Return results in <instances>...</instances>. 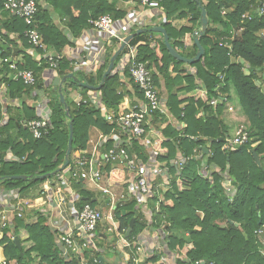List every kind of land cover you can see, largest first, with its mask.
I'll return each mask as SVG.
<instances>
[{
	"label": "trees",
	"instance_id": "16d2710c",
	"mask_svg": "<svg viewBox=\"0 0 264 264\" xmlns=\"http://www.w3.org/2000/svg\"><path fill=\"white\" fill-rule=\"evenodd\" d=\"M34 1L37 6L34 27L47 50L59 56L54 71L59 78L70 74L72 77L67 78L62 85L64 103H61L56 91L48 89L50 129L39 140L33 139L27 128L28 122L39 118L34 108L26 103L4 108L0 91V190L15 191L20 196L31 187L63 173L64 170L58 173L55 170L65 161L70 123L73 135L67 167L72 169L75 154L87 147L90 128L100 130L104 136L110 133L112 126L104 119L102 109L116 112L128 93L122 90L123 83L119 75L114 73L126 49L119 54L112 72L102 83L103 74L118 46L117 41L110 40L104 45L103 64L96 70V77L91 73L75 72L72 62L62 54L65 47L73 45L72 38H78L99 17L108 14L114 22L122 21L126 12L117 8L119 0ZM132 1L139 3V0ZM3 2L0 0V60L6 59L8 62L0 63V86L5 87L6 98L15 100L33 89L42 90L41 76L49 66L43 51L29 44L25 38L28 26L22 19L5 12ZM229 6L232 8L226 13L224 9ZM258 6L259 0L160 2L164 16L160 25L165 29L171 46L185 56L181 50L184 47L182 42L173 40H182L185 34L191 33L194 39H199L204 49L201 60L189 65L195 70L194 74L187 73L185 64L171 57L163 37L153 47L148 40L141 43L140 39L149 34L148 28L141 34L134 33L135 37L130 40L129 45L136 47L137 60L146 62L148 68L152 69L156 87L160 79L164 81L166 110L174 122L183 123L184 127L178 129L167 124L161 129L163 139L155 148L164 152L157 156V161L169 167V188L161 195L157 210L155 202L160 197L155 195L149 201L151 218H143L136 211V200L128 197L113 210L119 231L127 230L130 219H134L128 240L135 239L146 229L153 231L154 235L161 231L165 235L168 254L175 251L185 254L187 264L201 261L205 264H264L256 235V230L264 224V37L260 34L264 32V15H258ZM202 9L205 10L207 26L201 33ZM246 14L249 18H243ZM179 19L188 20L190 26L176 30L172 23ZM16 47L20 48L17 56H21L17 62L13 55ZM192 49L191 58L197 51L195 43ZM10 63H15L18 70L32 71L36 85L28 87L20 80H13ZM171 73H175L174 77ZM123 75L129 78L126 68ZM129 82L135 95L140 98L135 85L131 80ZM81 84L99 87V90L90 91L82 88ZM230 85L237 92L240 110L247 122L249 140L242 146L223 150L227 132L220 113L228 107ZM201 88L206 92L199 97L189 95L180 98L181 92L192 94ZM68 89L79 91L83 97L87 92L98 93L101 106L92 103L77 106L69 100ZM200 112L203 114L198 117ZM153 119L162 124L166 118L155 114ZM104 145L107 148L110 141ZM204 147H208V154L203 153ZM133 152L146 159L137 142H133L128 150L129 155ZM253 153L259 158V167ZM180 155L189 160L177 173L173 160ZM202 165L216 167L210 178H203L198 173ZM102 170L110 182L127 187L124 182L127 180L125 169L107 164ZM44 175L47 177L41 178ZM13 176H25V179H12ZM226 181L233 187L234 192L231 194L224 187ZM80 182L72 183L79 195L77 207L84 204L95 207L94 198H97V194L81 188ZM104 205L108 207L106 199ZM36 216V222L26 224L23 214L21 217L15 214L11 221L12 227L5 225L0 228V246L4 258L15 264H81L80 259L73 254L67 258L61 255L55 241L56 234L45 224L46 218L38 213ZM19 229L27 235L24 240L18 237ZM107 238L104 232L99 236L102 241ZM15 239L20 244V250ZM103 243L96 244L101 252L93 249L84 252L86 264H100L99 257L109 264L103 254H115L116 250L112 246L104 248ZM186 245H191V248L186 249ZM162 253H155L144 264H164ZM178 264L184 263L178 261Z\"/></svg>",
	"mask_w": 264,
	"mask_h": 264
},
{
	"label": "built area",
	"instance_id": "2783aa9c",
	"mask_svg": "<svg viewBox=\"0 0 264 264\" xmlns=\"http://www.w3.org/2000/svg\"><path fill=\"white\" fill-rule=\"evenodd\" d=\"M161 1L162 0H139V4L150 9H160ZM3 10L24 21V23L28 26V29L24 33L25 38L28 40L29 44L34 47H38L43 51V57L48 64L49 69L54 71L58 65L56 59H59V56L47 50L46 46L42 43L41 35L34 27V18L37 12L35 1L4 0ZM256 12L259 16L264 15V0H259V6ZM223 14L225 13L223 12ZM244 18H249L248 14ZM134 21L135 19H131V22ZM114 23L113 18L107 14L99 17L95 21H92L90 23V29L106 35L108 42L110 40L117 41L119 46L123 39L128 36L129 28L121 31L122 33L120 34L114 30ZM135 23L137 24L138 21H135ZM239 31H241V29ZM126 34L127 36H124ZM129 42L125 45L124 49L126 50L120 60L123 62L122 75L126 68L129 75L128 79L131 80L133 85H135L137 92L141 97L132 104L124 100V102H122V108H118L115 113L102 109L104 119L112 126L109 137L102 136V141H111V147L104 153L78 154L74 159L73 167L69 172V179L93 183L100 190L101 194L106 196L108 200L107 213H103L100 209H97L89 204L77 207V200L79 199V196L76 197L72 193L68 179L61 174L58 176L59 186L64 190H69V210L74 218L72 225L67 229L64 228L57 235L56 244L58 245L63 257L67 258L69 254H73L80 259L81 264H86L84 260V252L88 249L101 252V249L97 248L96 244L97 240H99V236L104 232L108 236L107 240H111V242L115 240V242L110 246L116 250L115 254H120L121 259L120 261H117V264H129V262H132L133 264H144L155 253L162 252L161 259L164 264H178V261L187 264L188 260L185 254L177 251L173 253L169 252L168 254V251L166 250L167 246L164 242L165 235L163 232L160 231L154 240L148 239L142 234L143 232L135 239L128 240V236H125L127 230L119 231L118 221H116L113 216V210L115 207L120 202H124L126 197H128V199L136 200L137 206H143L146 205L149 200L153 199L155 195L159 196L160 193L158 188L160 186H157L155 179L157 176H162V169L164 173L168 172L165 164L162 165L161 163L158 165L155 163L154 165H151V163H149L150 161L146 163L143 162L135 152L131 155L128 153V150L132 147L133 142L141 144L143 143L142 141H144V144H150L147 139L145 140V137L147 135L149 121L155 114L163 115L166 118H169L166 106L160 97L156 85L154 84L152 69L148 68L146 62H139L137 60L136 47L130 46ZM104 45L105 44L102 45V49L98 52V58H101V55H103L102 53H104ZM228 48L230 49V47ZM95 61L98 60H92V62ZM1 62L7 63L8 61L5 59L2 61L0 60V63ZM75 66L79 67V69L83 68L82 72H84L86 68L85 63L83 62H76ZM9 68L13 71V80H20L28 87H34L36 85V77L32 71L18 70L15 63H10ZM122 77H124V75ZM205 92V89L201 88L199 94L202 95ZM99 102V97L93 98L89 95L85 97L79 95L74 99V103L77 106L85 105L87 103H92L98 106ZM213 104H215V102ZM228 110L231 111L232 109L228 108ZM48 116L49 114L43 116L41 115L38 119L27 123L28 131L33 139L39 140L44 135L48 134L50 129ZM177 126L182 128L184 127V124L177 123ZM248 140L249 137L246 129L240 127L235 132L233 138H225V145L222 148L223 150H228L237 146H242L246 144ZM188 160L189 158L180 155L175 159V161H173V165L176 167L177 173L183 169V165ZM114 163H119L121 165L124 163L127 170V190L117 196L110 191L109 186L111 184L106 185V187L100 185L105 176V173L102 170L103 167L107 164ZM215 170L216 168L213 166L202 165L200 168V175L203 178H210L212 172ZM165 187L169 188L168 185H165ZM224 187L228 194L234 192L233 187L228 181L224 183ZM6 194L9 200H18L16 207H12L9 210H11L10 212H12L13 216L16 214L17 217H21V211L19 210L24 206H28V202L20 198V194L17 192L11 191L6 192ZM160 200L161 198L155 202L156 210ZM9 210L4 212L1 216V228L4 227L8 221L9 216H7V213ZM151 211L152 210L149 205L147 213V218L149 217L148 219L151 218ZM52 225L53 229L60 230V227H58L59 224H57L58 226L56 224ZM99 228H103V230L101 231ZM144 231L150 232L149 229ZM256 235L259 238L261 246L260 254L264 257V224L256 230ZM121 260L124 262H121ZM0 264L15 263L8 261L5 258H0ZM112 264L116 263L113 262ZM194 264L205 263L201 261Z\"/></svg>",
	"mask_w": 264,
	"mask_h": 264
},
{
	"label": "crops",
	"instance_id": "0c3cea01",
	"mask_svg": "<svg viewBox=\"0 0 264 264\" xmlns=\"http://www.w3.org/2000/svg\"><path fill=\"white\" fill-rule=\"evenodd\" d=\"M117 8H119L120 10H124L126 12L125 18L122 21H117L114 23V30L116 32H119L120 34L122 33L121 31L126 30V28H129L128 35H134V33L138 32L139 30H144L146 28H148V30H150V29L158 27V26L161 27L160 24L164 20V16H163L161 9H150L147 7H143L139 3L134 2L132 0H128V1L119 0L117 3ZM231 8L232 7H230V6L225 8L226 13L228 11H230ZM131 19H135V21H138V23L136 24L135 21L131 22ZM57 23H58V20L56 21V24ZM172 24L176 30H178L180 27L190 26V23L188 22V20H184V19L175 20ZM201 29H202V27L199 29V32H201ZM238 32H240V31H238ZM148 33L149 34H147L145 37H142L140 39V42L142 43L143 41L148 40L150 46H152V47L155 46L160 41L161 37H163L159 33H152V32H148ZM196 34H194V35H196ZM260 34L264 37V32H261ZM124 36H127V34ZM173 42H182L184 47L181 50L184 52V55H185L184 57L191 58V55H193L192 44L194 43V38H193V35L191 33L185 34L184 37L182 38V40L174 39ZM72 43H73V45L71 47L67 46L62 51V54L65 56V58L72 62V64H73V65H71L72 69L77 73H81L80 71H83V68H81L82 70L79 69V67L75 66V63L76 62H83L86 65V68L84 70V74L91 73L92 76L96 77V75H97L96 70L103 64L102 60H103V55L105 53L103 50V52H104V53H102L103 55H101V58L100 57L98 58V56H99L98 52L102 49L103 44L108 43L106 35H104L101 32H97L93 29L87 28L81 32V34L79 35L78 38H75V39L72 38ZM18 45H19V43H18ZM2 46L6 47V45H2ZM118 47L119 46H117L115 48V52L118 49ZM19 50H20V48H17V47L15 49H13V55L16 56V58H15L16 62L19 61V59L21 58V56H17V52ZM181 50L179 49V51H181ZM28 53L31 54L32 52L28 51ZM195 54H196V52H195ZM92 60H98V61L92 62ZM122 70H123V62L120 61V63L117 64V67L115 68L114 73H117L119 75V79L123 83L122 90L124 92H128L125 95L124 100L127 101L128 103L132 104L133 102H135L136 100H139L140 98L138 97V95H135L134 91L131 89V84L129 82V79L126 77H122L123 76ZM184 70H186V72L189 74H194V71H195L194 69H192L187 64L184 65ZM171 74H172L171 76L174 77L175 73H171ZM70 75H72V74H70ZM41 77H42V82H43V89L42 90L33 89L29 94H23L20 98H17L15 100H10V99L6 98V96H5L6 89L3 85H1L0 91H1V96H3L2 102L4 103V108L6 106L18 107L21 104L26 103L28 106L34 108V111L38 117L41 115L43 116V115L49 114V109L47 107V102L49 100L48 99V89L49 88L53 89L52 82H53L54 78H56L58 76L56 75L55 71L50 70L48 68V69H45L43 71ZM12 79H13V75H12ZM181 85H183V84H181ZM157 90L160 94V97L162 98V101L165 104L166 92H165V87H164V81L162 79H160V83H159V86H157ZM199 91H200V89H196V91L192 94L181 92L180 98L185 97V96H189V95H192V96L196 95L197 97H199L200 96ZM67 94H68L69 100H71L72 102H74V99L77 96H79V95L81 96L79 91L72 90V89H68ZM87 95L92 96L93 98L99 97L98 93H95V92H87L86 96ZM215 104H216V102H215ZM122 105L123 104L121 102L118 108L121 109ZM228 108H231L232 110L229 111ZM233 110L234 109L230 105H228V107L226 108L227 113L233 112ZM202 114L203 113L200 112L198 117H200ZM220 117H221V113H220ZM5 120L6 119L4 118V121ZM167 124L174 125L176 128L180 129L177 126V122H174V120L170 116V114H169V118H166L162 124L160 122L154 120L153 117L150 119L148 129H147V135L145 137V140L147 139V141L150 144L146 145V144H144V141H142L143 143L139 144V146L142 147L143 152L146 155V159L143 160L137 154L143 162L146 163V162L150 161L149 163H151V165H154L155 163L159 165L162 163V162L157 161V156L160 154H163L164 152L157 151L155 146L159 141H162L163 137L161 134V129L163 127H165ZM240 127L247 129V127L245 125L241 124L238 127H236V129L234 130V135H235V132ZM110 133H111V131H110ZM110 133L106 136L109 137ZM102 136H104V135L101 133L100 130L93 128V127L90 128V130H89V141L87 143V147L85 150L79 152L78 154H80V153L93 154V153H100V152L104 153L107 149H109L111 147V141H110V145L106 148V146L104 145L105 141L104 142L102 141ZM226 137L230 138L228 136V134ZM205 148H207V150H208V147H205ZM208 153H209V150H208ZM8 157H10V155ZM175 159L173 161H175ZM164 164L166 165V163L163 162L162 165H164ZM113 166H115L118 169H122V170L125 169L126 176H127V170L125 168L124 163L122 165L119 163H114ZM166 168L169 170L168 166H166ZM198 173L200 174V169H199ZM161 174H162L161 177L157 176L155 179L157 186H160L158 188V191L160 193V195H159L160 198H161V195L168 189L165 187V185H168V181H169V172L164 173L163 169H162ZM150 177H151V175H150ZM126 181H124V182L126 183ZM108 184H111L109 186L110 191L113 192L116 196L121 195V193H123L127 190V187L123 186V184H114V183L110 182L108 180V178L106 177V174H105L100 185L106 187V185H108ZM32 188H33V190H32ZM70 189L76 197L79 196L78 191H76L74 189V187L71 186V184H70ZM84 189L90 191L89 188H84ZM93 189H95V186ZM68 191L64 190L63 188H61L59 186L58 177H54L50 180H47L43 183H40V184L35 185V186L31 187L30 189H28L26 192L23 193L22 196H20V198H22L23 200H26L28 202V206H24L19 210V211H21V215L23 214V216L25 218L24 223H26V224L34 223L37 221L36 213L42 214L46 218L45 224L50 228V230L53 232V234H56V236H55V241H56V237L60 233V231H62L64 228L67 229L69 226H71L73 218H74L73 215L71 214L70 210H69L70 200H69V192ZM12 192H15V191H12ZM93 194H97V198H99V195L101 193L99 191H98V193L95 191ZM103 196L105 197L106 204H107L108 200H107L105 195H103ZM97 198H94V200H96V202L98 201ZM17 201L9 200V198L7 197L6 191L0 190V226L2 223L1 222V216L4 214V212L8 211L10 208L16 207ZM149 201L146 204L147 206L146 205L136 206V211L141 213L143 218H146V219H147V215H148L147 213H148L149 205L151 203V202L149 203ZM104 207L106 208V211L104 213H107L108 208L106 206H104ZM13 210H15V209H13ZM10 211L11 210H9V212L7 213V216H9V218H8L6 225L7 226L9 225V227H12L11 221L13 219V214ZM52 224H56V225L59 224V226L58 225L57 226L60 227V230L53 229ZM100 230L102 231L103 228H100ZM146 230H148V229H146ZM142 234L144 236H146L148 239H152V240L156 239V237L158 236V234L154 235L155 233L151 230H150V232L143 231ZM18 237L21 240H24L27 237V235H26L24 230L19 229L18 230ZM186 248L187 249L191 248V245H186ZM0 258H4L1 246H0Z\"/></svg>",
	"mask_w": 264,
	"mask_h": 264
},
{
	"label": "water",
	"instance_id": "95a60500",
	"mask_svg": "<svg viewBox=\"0 0 264 264\" xmlns=\"http://www.w3.org/2000/svg\"><path fill=\"white\" fill-rule=\"evenodd\" d=\"M194 1L195 2H199V0H194ZM201 26H202V29H201V33H202L203 30L205 29V27L207 26V19H206V16H205V10L204 9L201 10ZM148 32L161 34L163 36L164 45H165L168 53L171 55V57H173L175 60H178V61H180V62H182L184 64L191 65L194 62H198V61L201 60V58L204 55V49L200 45L198 38L194 39V43H195V45L197 47V51H196L195 56L193 58H186V57L180 55L171 46V44L169 42L168 35H167V33H166V31H165V29L163 27L158 26V27H155V28H152V29L148 30ZM140 33H143V30H139L136 34H140ZM134 37H135V35H128L120 43L118 49L116 50V52L113 54V56L111 57V59L109 61V65L107 67V70L103 74L102 83L104 82L105 78L112 72L113 66H114V62L116 61L117 57L122 52V50L124 49L125 45L131 39H133ZM240 62H241V64L243 63L242 60ZM245 74L246 75L249 74L247 69H245ZM71 77H72V75H68L67 77H63L61 79L59 77H56V78H54V80L52 82L53 90L58 93L61 103H64V98H63V95L61 93L62 85L66 81L67 78H71ZM81 87L82 88H86V89H88L90 91H98L99 90V87L88 86L86 84H81ZM72 135H73V130H72V124L70 123L69 124V138H68V143H67V148H66V153H65V161L58 169L55 170V173L60 172V170H64L69 165V156L71 154V147H72ZM220 141H221V139L219 140V142ZM203 153L204 154L208 153L207 148H205V147L203 148ZM253 158H254L255 163L259 167L260 166V161H259V158H258L256 153H253ZM45 177H47V175L41 176V178H45ZM11 178L12 179H25V176H13ZM94 201H96V200H94ZM123 215H124V213H123ZM133 224H134V219H130L129 228L126 231L125 236H128L130 234V232H131V230L133 228ZM14 241H15L16 246L20 250L21 249L20 244L18 243V241L16 239ZM99 262H100V264H105L102 257H99Z\"/></svg>",
	"mask_w": 264,
	"mask_h": 264
},
{
	"label": "rangeland",
	"instance_id": "374dc122",
	"mask_svg": "<svg viewBox=\"0 0 264 264\" xmlns=\"http://www.w3.org/2000/svg\"><path fill=\"white\" fill-rule=\"evenodd\" d=\"M224 11L226 12L225 9H224ZM246 15H244V17ZM229 90H230V92H229V94H230V100H229V104L228 105H230L234 110H233V112L227 113L226 108H223L221 110V119H222L223 125L225 127V130H226L228 136L230 138H233L234 137V130L236 129V127H238L241 124L242 125H245L247 127V122H246L245 117L243 116V114H242V112L240 110V103H239V98H238V95H237L236 90L234 89V87L232 85H230ZM123 101H124V99H123ZM2 104L4 106V103L3 102H2ZM98 107H100V105H98ZM103 110H106L108 112L111 111V110H107L105 108H103ZM111 112H114V111H111ZM76 155L77 154H75V158H76ZM69 172H70V167H67L66 169H64V171H63L62 174L68 179L69 184H71V186H72V183L77 182L78 180H71V179H69V177H70V175H69L70 173ZM92 184L93 183H90L88 181H81L80 182V187L81 188H89V190L92 193H94L95 191L97 193H98V191L100 192V190L94 184L93 185L95 186V189H93L94 186ZM32 190H33V188H32ZM104 201H105V197L102 194H100L99 195V198H98V201L95 204V207L98 208V209H101V211L103 213L106 211V208L104 207L105 206L104 205ZM97 243H99V244H102L103 243V247L104 248L106 246H110L111 244H113V242H111V240H106V241L97 240ZM103 255H104L105 261L107 263H109V264H112L113 262H115L117 264V261L118 260L120 261V259H121L120 258V254H112V253L104 252ZM121 262H124V261L121 260Z\"/></svg>",
	"mask_w": 264,
	"mask_h": 264
}]
</instances>
